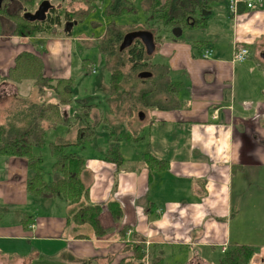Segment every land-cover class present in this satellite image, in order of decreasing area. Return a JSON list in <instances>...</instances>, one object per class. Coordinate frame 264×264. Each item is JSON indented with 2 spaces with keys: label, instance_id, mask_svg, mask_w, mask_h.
<instances>
[{
  "label": "crops",
  "instance_id": "crops-1",
  "mask_svg": "<svg viewBox=\"0 0 264 264\" xmlns=\"http://www.w3.org/2000/svg\"><path fill=\"white\" fill-rule=\"evenodd\" d=\"M139 3L135 0L138 7ZM230 3L219 1L214 14L186 30L183 39L166 32L158 43L159 57L168 67L172 91L167 98L173 99V106L147 111L149 127L141 129L145 147L132 155L136 167L118 169L87 157L89 200L102 205L99 220L106 234L96 236L86 224L68 223L66 203L59 198L30 197L26 158L0 156V264H80L75 258L90 260L87 264H119L132 256L126 250L130 242L153 248L148 257L181 258L185 264H209L200 247L219 248L223 255V245L229 249L236 244L254 247L260 259L264 191L256 188L246 196L250 183L244 175L251 171L257 178L259 166L264 175V11L260 3L233 14ZM67 39L47 38L46 50ZM32 43L23 36L0 34V122H6L27 97L23 83L14 86L3 77L25 44ZM237 43L248 49L243 62L232 61ZM31 47L47 77H72L48 73L41 46ZM206 49L212 56L200 55ZM146 150L168 161L166 169L151 172L149 184L142 161ZM109 200L122 208L120 220L109 213ZM25 212L33 216L27 228L21 222ZM122 226L127 227L123 237L118 233ZM79 233L88 238H77ZM134 234L142 239L133 240Z\"/></svg>",
  "mask_w": 264,
  "mask_h": 264
},
{
  "label": "trees",
  "instance_id": "trees-1",
  "mask_svg": "<svg viewBox=\"0 0 264 264\" xmlns=\"http://www.w3.org/2000/svg\"><path fill=\"white\" fill-rule=\"evenodd\" d=\"M23 5L34 6L37 0H19ZM105 1V2H104ZM217 0H140L139 7L135 0H62V10L65 11L67 20L72 24L67 31H62L59 19L53 25L49 23L18 22L16 29L11 33L15 36H23L33 39L34 47H43L45 42L41 38L44 34L49 36H74V28L82 23L95 11L96 6H101L105 16L114 17L97 37L96 45L100 54L105 59L109 68L108 89L105 97L109 104V110L126 112L124 118L131 119L135 112L155 109H168L173 106V99H169L172 87L167 76L168 67L162 57L153 60V55L158 43H161L163 35H168L175 40H181L172 34L175 27L193 28L207 19L211 12L213 3ZM77 7L73 8L72 5ZM258 6L254 7L257 8ZM252 10V9H250ZM141 11V22L132 24H119L116 18L124 14H138ZM247 11L243 2L237 4V12ZM15 21L17 19L15 18ZM74 27V28H73ZM73 28V29H72ZM147 30L153 35L156 45L151 55L146 53L143 43L135 38L132 44L123 50L119 45L124 35L129 31ZM0 34L1 33L0 31ZM10 35V34H8ZM204 44V43H203ZM198 46V45H197ZM40 52L43 50H39ZM202 56V54L200 53ZM114 60L110 64V60ZM85 74L91 72L90 62L83 58L80 62ZM140 71H150L152 75L148 78H139ZM4 80L19 85L25 80L32 82V88L36 90L37 98L24 99L18 107L12 110L6 122H0V156L24 157L27 161L28 178L26 190L33 198H59L65 201L67 209V222L75 226L88 225L94 235L102 236L107 229L101 226L99 215L102 211L101 204H95L89 200V176L85 163L88 156L85 152L89 149H98L92 143L87 146V138H92L97 133V126L87 128L80 124L78 135L74 139H66L62 133L68 130L70 119L78 123L86 120L88 115V104L77 97L74 78H50L44 74V64L39 56L28 51L18 53L14 58V65L8 69ZM174 92V91H173ZM176 92V91H175ZM176 93L173 95L175 97ZM26 98V97H25ZM166 99V100H165ZM169 101H168V100ZM175 101V100H174ZM64 108L66 114L64 113ZM108 110V108H107ZM72 123V122H71ZM59 128L57 133L47 140L50 129ZM106 128V140L104 151L99 158L102 161L115 164L120 169L124 163V156L120 142H132L142 139L141 135L126 133L122 130L117 132ZM88 129V130H86ZM112 134L108 137V134ZM146 136V133H145ZM46 149L47 160L40 150ZM148 169V184L154 172H160L168 167V161L159 158L146 150L142 154ZM47 171V174H46ZM87 178L86 180H84ZM112 218H122V208L114 201L109 200L106 204ZM33 216L24 213L21 222L27 228L32 222ZM127 230L122 226L119 236H124ZM77 238H88L85 234H77ZM134 239L142 237L133 235ZM126 250L130 249L132 256L124 258L119 264H162L163 259L152 257L149 259L148 252L145 254L140 243H127ZM256 251L254 247L243 244L233 245L227 248L220 258L219 264H253ZM147 258V260H146ZM74 262L87 264L90 260L75 258Z\"/></svg>",
  "mask_w": 264,
  "mask_h": 264
},
{
  "label": "rangeland",
  "instance_id": "rangeland-1",
  "mask_svg": "<svg viewBox=\"0 0 264 264\" xmlns=\"http://www.w3.org/2000/svg\"><path fill=\"white\" fill-rule=\"evenodd\" d=\"M219 1L224 0H217L214 2L213 7L211 9V12L208 17L212 16L214 14V7L219 4ZM261 3H263V8H261L264 11V0H261ZM77 3L72 5L73 8L77 7ZM256 9V8H255ZM142 13L141 11L138 14H124L123 16H120L116 18V22L119 24H132L136 22H141L142 19ZM110 20H114V17H108L105 16L103 13V9L101 6H96L95 11L89 16L88 19H85L82 23L78 24L74 28L73 37L67 36L63 33L62 37L68 38L67 41L63 42L62 46H53L50 47L49 51L46 50L45 44L43 47H41V56L45 60L48 68V73L55 74V75H66L72 76L75 81V88H77V97L81 101H85V103L88 104V115L86 120H79L77 123L75 118L74 121L70 119V124L67 126L68 130L64 133H62L63 137L66 139H74L78 135V126L80 127V124H83V126H86L87 128L91 126H97V133L92 138H87L86 145L90 146L91 143L94 146H97L98 149H89L86 151V156H92V157H101L104 151V144H100L102 141L106 140V128L113 129L114 126H120L123 123V128H114V130L117 132L118 130H122L126 133H133V130L139 131V129H147L149 127V121H148V114L147 110L144 111L145 117L143 119H140L137 115V111L134 114V117L131 119H125L124 116L126 112L120 110V111H112L109 110V104L106 103L105 97L107 95V89H108V78H109V68L107 64L105 63V59H103V56L100 54L98 47L96 45V38L103 32V24L104 27L105 24L109 22ZM198 28H206V27H198ZM190 28H183L181 34L176 37H180V39H183L184 36L187 35L186 30L189 31ZM197 30V29H196ZM203 32L202 30H199ZM22 37V36H21ZM54 36H49V34H44L41 38L45 43L47 38H51ZM25 41L27 43H31V40L33 42L34 38H27L24 37ZM25 48L22 51H32V45L25 44ZM40 52V51H39ZM31 54L35 55V53L32 51ZM37 56V55H36ZM159 57L158 50L156 49L155 54L153 55V60H157ZM83 58H87V60L90 62L91 66L94 69V72H89L85 74V70L81 67V60ZM264 61V60H263ZM57 62V64H56ZM114 60H110V64H113ZM45 74V70H44ZM46 76V75H45ZM24 87L23 88L26 92L27 97L21 98L20 103H24V99L30 98H37L36 90L32 87V82L30 80H25L22 82ZM15 86V83H10ZM17 89V88H16ZM13 90V88H12ZM29 96V97H28ZM29 98V99H30ZM108 108V110H107ZM67 111L64 113L66 114ZM2 114V112H1ZM72 122V123H71ZM88 130V129H86ZM59 131V128L56 129H50L47 133V140L50 141L52 138L51 136L56 134ZM59 134V133H57ZM136 135H140L139 138L142 136H145V133L143 132H136ZM112 134H108V137ZM145 139V138H142ZM142 139H138L137 141H134L132 143V140L130 142H124V146L121 147V150L124 154L125 160L122 164L123 167H136L135 159L132 158V155L138 154L139 151H143V147H145V144L141 141ZM140 141V142H139ZM139 142V143H137ZM132 143V144H131ZM129 144V145H127ZM131 145H133L131 147ZM39 153L43 154L44 157L47 160L46 155V149H42L39 151ZM89 159V158H88ZM90 159H92L90 157ZM87 160V159H86ZM136 161H140V159L137 157ZM139 164V163H138ZM257 172V178H255V174L251 171H247L244 175V179L246 180L247 184L250 183L249 191H245L244 194L246 196H249L250 194H253L256 191V188H260V191H264V175L262 172V167L259 166L256 169ZM47 174V171H46ZM85 178L84 180H86ZM259 185V186H257ZM263 193V192H262ZM78 231V230H77ZM87 231V230H85ZM139 236V235H138ZM153 248H144L145 254L148 252V254L151 252ZM168 249H175L174 247H169ZM149 250V251H148ZM198 250L201 251V255L203 254L205 257L208 258L209 264H219L220 258H222V254L220 253L219 248H214L212 250L210 247H200ZM208 251V252H205ZM211 251V252H210ZM169 253V252H168ZM173 255V253H171ZM151 256V254H150ZM149 256V257H150ZM66 258V255H64ZM164 257V256H163ZM161 256H157V258H162ZM255 257V260L259 263L253 262V264H264V262H260L261 259H264V248L262 249L261 256ZM150 259V258H149ZM147 260V258H146ZM29 261V260H28ZM164 262H178L180 264H185V261L181 258L173 260L171 258H165L163 260Z\"/></svg>",
  "mask_w": 264,
  "mask_h": 264
},
{
  "label": "flooded vegetation",
  "instance_id": "flooded-vegetation-1",
  "mask_svg": "<svg viewBox=\"0 0 264 264\" xmlns=\"http://www.w3.org/2000/svg\"><path fill=\"white\" fill-rule=\"evenodd\" d=\"M44 0H37L34 6L23 5L19 0H0V31L3 34H11L17 27L18 22H37L40 24L52 22L50 25L59 19V26L62 31H67L72 27L71 21L66 18L65 11L62 10V0H48L50 5L45 13L44 20H29L24 13L33 14L37 11L40 3ZM15 18L17 21H15ZM74 28V27H73ZM72 28V29H73ZM97 39V38H96Z\"/></svg>",
  "mask_w": 264,
  "mask_h": 264
},
{
  "label": "water",
  "instance_id": "water-1",
  "mask_svg": "<svg viewBox=\"0 0 264 264\" xmlns=\"http://www.w3.org/2000/svg\"><path fill=\"white\" fill-rule=\"evenodd\" d=\"M49 5H50L49 1L44 0L40 3V5H39V7L35 13L30 14L29 12H26V13H24L25 14L24 16L31 21H33V20H44L45 13L48 10ZM181 32H182V29L180 27H175L172 29V34L175 36H179L181 34ZM135 38L136 39L138 38L143 43L145 50H146V53L148 55H151L154 52L156 45H155V42L153 39V35L150 31L143 30V29L127 32L124 35V37H123V39L119 45V50H123L126 47L130 46ZM262 57L264 58V50L262 53ZM151 75H152V73L150 71H140L138 73L139 78H148ZM144 116H145V114L143 111L138 112V117L140 119H143Z\"/></svg>",
  "mask_w": 264,
  "mask_h": 264
},
{
  "label": "built area",
  "instance_id": "built-area-1",
  "mask_svg": "<svg viewBox=\"0 0 264 264\" xmlns=\"http://www.w3.org/2000/svg\"><path fill=\"white\" fill-rule=\"evenodd\" d=\"M239 2H243L246 5L247 9H253L254 7L258 6L261 3V0H231L230 3V10L233 12V14L237 13V4ZM212 56L211 49H206L202 52V57L208 58ZM248 56V49L247 47L240 45L237 43L233 47V53H232V61L233 62H243ZM94 72V69L92 70ZM127 232H130L128 230ZM149 244V242H146V246ZM226 247L223 245L221 248L222 252L225 251ZM149 251V250H148Z\"/></svg>",
  "mask_w": 264,
  "mask_h": 264
}]
</instances>
